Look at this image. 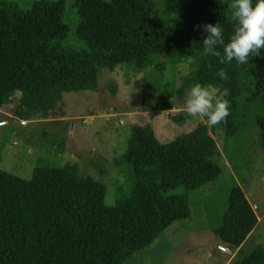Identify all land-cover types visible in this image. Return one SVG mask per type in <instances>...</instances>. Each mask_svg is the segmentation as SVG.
Listing matches in <instances>:
<instances>
[{"label": "trees", "instance_id": "1", "mask_svg": "<svg viewBox=\"0 0 264 264\" xmlns=\"http://www.w3.org/2000/svg\"><path fill=\"white\" fill-rule=\"evenodd\" d=\"M230 2L184 0L179 9L178 0H75L82 44L70 45L66 0H37L28 8L0 0V109L21 93L20 118L47 117L65 93L96 89L104 68L128 63L144 71L163 56L195 59L179 95L197 83L226 90L227 131L235 136L244 100L264 102V58L220 64L205 54V25L219 23L226 43L235 30ZM190 120L198 118L170 114L177 125ZM256 121L264 149V114ZM210 129L201 122L164 143L152 126L134 125L119 160L130 168L133 186L114 205L106 201V185L79 164L38 165L31 179L0 166V264H133L174 223L191 217V193L220 177L221 152ZM50 143L65 149L64 141ZM258 223L254 205L234 186L213 231L242 248ZM240 257L235 264H264V244Z\"/></svg>", "mask_w": 264, "mask_h": 264}, {"label": "rangeland", "instance_id": "2", "mask_svg": "<svg viewBox=\"0 0 264 264\" xmlns=\"http://www.w3.org/2000/svg\"><path fill=\"white\" fill-rule=\"evenodd\" d=\"M23 8L37 0H1ZM165 0H159L164 3ZM70 45H80V21L75 0H66ZM184 0H178L179 9ZM165 8V6H164ZM197 68L195 59L160 57L144 71L124 63L115 70L102 69L94 90L65 93L56 113L24 120L17 115L21 93L0 109V166L24 179H31L38 165L64 167L79 164L107 187L106 201L114 205L132 190V172L119 162L126 152L132 128L152 126L162 142H170L206 119L185 125L170 121V114L183 110L180 96L184 78ZM220 93V89L209 87ZM173 109L166 106L172 104ZM242 125L235 136L227 131L226 119L210 127L220 149L222 173L218 180L191 193L192 215L174 223L133 264H235L243 253L264 244V149L260 145L257 116L264 102H246ZM64 141L65 149L50 143ZM234 186H240L254 205L259 223L242 248L229 247L214 234ZM184 188L180 189L183 193Z\"/></svg>", "mask_w": 264, "mask_h": 264}, {"label": "clouds", "instance_id": "3", "mask_svg": "<svg viewBox=\"0 0 264 264\" xmlns=\"http://www.w3.org/2000/svg\"><path fill=\"white\" fill-rule=\"evenodd\" d=\"M229 19L235 22V30L225 42L223 28L219 23L207 24L203 40L205 54L218 58L220 64H248L250 58H264V0H231L228 5ZM222 48V52L219 50ZM212 65L209 64V68ZM217 75L226 78L223 70ZM183 111L187 117L206 119L207 127H214L230 115L228 92L217 93L208 86L194 84L187 92Z\"/></svg>", "mask_w": 264, "mask_h": 264}]
</instances>
